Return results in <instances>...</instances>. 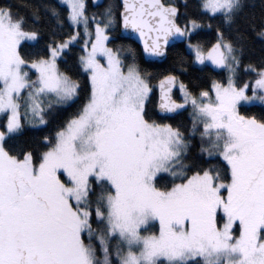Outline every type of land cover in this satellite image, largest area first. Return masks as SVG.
Segmentation results:
<instances>
[{
  "label": "snow or ice",
  "instance_id": "obj_1",
  "mask_svg": "<svg viewBox=\"0 0 264 264\" xmlns=\"http://www.w3.org/2000/svg\"><path fill=\"white\" fill-rule=\"evenodd\" d=\"M21 7L0 3V264H264V6Z\"/></svg>",
  "mask_w": 264,
  "mask_h": 264
},
{
  "label": "trees",
  "instance_id": "obj_2",
  "mask_svg": "<svg viewBox=\"0 0 264 264\" xmlns=\"http://www.w3.org/2000/svg\"><path fill=\"white\" fill-rule=\"evenodd\" d=\"M35 2V0H0V3H11L14 6L18 7L19 10L23 13L26 11L25 8L21 7V4L23 3H32ZM249 5L251 6L252 11L256 12L257 14H259V12L261 11L262 6H264V0H248ZM210 38V37H209ZM171 61H169L168 63H165L162 67H160L159 69H151L152 71H163L165 68L170 66ZM156 103H158V93L156 94ZM79 105L76 106H69L67 109L63 110V117L65 119H67L68 117H70L72 114H74L77 109H78ZM260 106L257 105L255 108L252 109L253 112L255 113H259L260 111ZM185 121H188V117L185 116ZM41 134V130L38 129H31L28 128L25 131L24 137L23 139H29L33 136H37Z\"/></svg>",
  "mask_w": 264,
  "mask_h": 264
},
{
  "label": "water",
  "instance_id": "obj_3",
  "mask_svg": "<svg viewBox=\"0 0 264 264\" xmlns=\"http://www.w3.org/2000/svg\"><path fill=\"white\" fill-rule=\"evenodd\" d=\"M158 101H159V94H158Z\"/></svg>",
  "mask_w": 264,
  "mask_h": 264
}]
</instances>
